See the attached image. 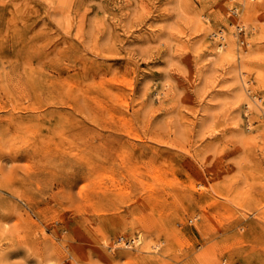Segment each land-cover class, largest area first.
<instances>
[{
	"label": "rangeland",
	"instance_id": "obj_1",
	"mask_svg": "<svg viewBox=\"0 0 264 264\" xmlns=\"http://www.w3.org/2000/svg\"><path fill=\"white\" fill-rule=\"evenodd\" d=\"M0 264H264V0H0Z\"/></svg>",
	"mask_w": 264,
	"mask_h": 264
},
{
	"label": "built area",
	"instance_id": "obj_2",
	"mask_svg": "<svg viewBox=\"0 0 264 264\" xmlns=\"http://www.w3.org/2000/svg\"><path fill=\"white\" fill-rule=\"evenodd\" d=\"M237 28L240 31V33L243 32V28L242 27L239 26ZM190 223L192 224L193 223V220H190ZM136 242H137V240H128V239L123 238V237H121L119 239V241H118L119 244H123L125 246H132V245L136 244Z\"/></svg>",
	"mask_w": 264,
	"mask_h": 264
},
{
	"label": "bare ground",
	"instance_id": "obj_3",
	"mask_svg": "<svg viewBox=\"0 0 264 264\" xmlns=\"http://www.w3.org/2000/svg\"><path fill=\"white\" fill-rule=\"evenodd\" d=\"M223 34V33H222ZM225 40H226V38H225ZM222 49H223V47H222ZM243 81V80H242ZM246 84L244 83V86H245ZM241 88V87H240ZM242 90V89H241ZM244 92V91H243ZM247 103H248V101H247ZM251 104V103H250Z\"/></svg>",
	"mask_w": 264,
	"mask_h": 264
}]
</instances>
